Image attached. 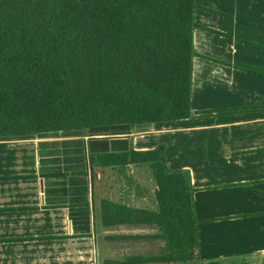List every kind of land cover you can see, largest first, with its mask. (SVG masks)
Returning <instances> with one entry per match:
<instances>
[{
    "label": "crops",
    "instance_id": "1",
    "mask_svg": "<svg viewBox=\"0 0 264 264\" xmlns=\"http://www.w3.org/2000/svg\"><path fill=\"white\" fill-rule=\"evenodd\" d=\"M194 2L189 117L0 136V264H163L156 226L98 214L102 199L156 210L151 167L88 163L159 145L193 189L199 260L264 264V0Z\"/></svg>",
    "mask_w": 264,
    "mask_h": 264
},
{
    "label": "trees",
    "instance_id": "2",
    "mask_svg": "<svg viewBox=\"0 0 264 264\" xmlns=\"http://www.w3.org/2000/svg\"><path fill=\"white\" fill-rule=\"evenodd\" d=\"M196 8L194 0H0V136L189 117ZM88 163L148 164L156 183V210L102 199L103 227L156 226L158 263L221 264L199 260L193 189L167 168L163 145L91 153Z\"/></svg>",
    "mask_w": 264,
    "mask_h": 264
},
{
    "label": "rangeland",
    "instance_id": "3",
    "mask_svg": "<svg viewBox=\"0 0 264 264\" xmlns=\"http://www.w3.org/2000/svg\"><path fill=\"white\" fill-rule=\"evenodd\" d=\"M114 247H115V245L111 244V250H113Z\"/></svg>",
    "mask_w": 264,
    "mask_h": 264
}]
</instances>
